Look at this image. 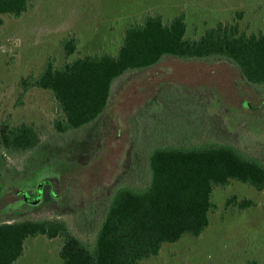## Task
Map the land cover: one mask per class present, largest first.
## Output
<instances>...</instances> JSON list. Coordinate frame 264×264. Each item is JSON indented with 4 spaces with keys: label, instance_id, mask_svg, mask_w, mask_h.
I'll return each mask as SVG.
<instances>
[{
    "label": "rangeland",
    "instance_id": "rangeland-1",
    "mask_svg": "<svg viewBox=\"0 0 264 264\" xmlns=\"http://www.w3.org/2000/svg\"><path fill=\"white\" fill-rule=\"evenodd\" d=\"M182 10L187 35L225 20L247 32L264 29V0H32L20 16L0 13V121L28 124L40 137L27 152L0 147V221L63 219L92 247L115 190L145 185L154 146L223 141L264 162V86L246 82L223 58L165 55L126 72L98 118L66 132L54 127L60 113L52 92L19 84L48 61L59 66L85 53H115L125 26L146 13L167 21ZM68 35L78 38L69 55L60 43ZM35 179L47 180L42 200L13 209L16 188L34 194ZM231 195L254 204L240 209L228 202ZM212 200L216 208L199 235L164 242L139 264H264V189L232 180L215 186ZM24 243L13 264H61L58 237L38 234Z\"/></svg>",
    "mask_w": 264,
    "mask_h": 264
},
{
    "label": "trees",
    "instance_id": "trees-1",
    "mask_svg": "<svg viewBox=\"0 0 264 264\" xmlns=\"http://www.w3.org/2000/svg\"><path fill=\"white\" fill-rule=\"evenodd\" d=\"M32 0H0V13L20 16ZM67 55L78 38L60 41ZM165 55L186 60L223 58L248 83L264 86V29L247 32L237 20L218 21L200 35L186 34L182 10L164 21L159 13H146L129 22L115 53H85L55 66L48 61L36 76H22L24 91L37 86L52 92L60 115L58 132L79 129L94 121L107 107L114 82L126 72L156 64ZM39 142L36 130L25 123L0 121V147L13 153ZM143 186L118 187L108 204L92 247L63 219L38 218L0 221V264H13L23 253L25 239L44 234L58 237L61 264H139L159 254L164 242L185 234L199 235L209 224L215 186L232 180L264 189V162L223 141L163 144L148 153ZM228 202L244 209L254 201L231 195ZM264 208V204H263Z\"/></svg>",
    "mask_w": 264,
    "mask_h": 264
},
{
    "label": "flooded vegetation",
    "instance_id": "flooded-vegetation-1",
    "mask_svg": "<svg viewBox=\"0 0 264 264\" xmlns=\"http://www.w3.org/2000/svg\"><path fill=\"white\" fill-rule=\"evenodd\" d=\"M37 134H38V132H37ZM39 142H40V137H39ZM39 142L35 146H33L32 148L22 150L20 153L27 152V151L32 150L33 148H36L39 145ZM4 150L7 151L6 149H4ZM46 181H47L46 179H40L39 181H37V179L34 180V184H35L34 194H31V192L26 188H21V187L16 188V190L13 193L15 196L14 197L15 199H14V201L12 200L13 201L12 204H9V205H11L14 209V207L16 208L18 206L25 205V204L26 205L37 204L38 202H40L42 200V198L44 196V193H45L44 185H45ZM3 221H11V220L6 219Z\"/></svg>",
    "mask_w": 264,
    "mask_h": 264
}]
</instances>
